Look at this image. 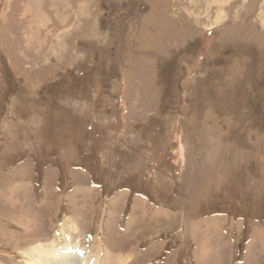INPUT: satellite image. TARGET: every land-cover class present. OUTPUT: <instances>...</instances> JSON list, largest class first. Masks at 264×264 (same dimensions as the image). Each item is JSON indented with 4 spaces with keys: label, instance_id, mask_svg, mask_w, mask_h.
<instances>
[{
    "label": "rangeland",
    "instance_id": "rangeland-1",
    "mask_svg": "<svg viewBox=\"0 0 264 264\" xmlns=\"http://www.w3.org/2000/svg\"><path fill=\"white\" fill-rule=\"evenodd\" d=\"M55 238L264 264V0H0V264Z\"/></svg>",
    "mask_w": 264,
    "mask_h": 264
},
{
    "label": "bare ground",
    "instance_id": "bare-ground-1",
    "mask_svg": "<svg viewBox=\"0 0 264 264\" xmlns=\"http://www.w3.org/2000/svg\"><path fill=\"white\" fill-rule=\"evenodd\" d=\"M34 1V0H32ZM32 3V2H31ZM36 3V2H35ZM38 13V12H37ZM36 15V13H33ZM40 17V15H39ZM35 19V18H34ZM36 20V19H35ZM34 20V21H35ZM30 37V36H29ZM80 190V189H79ZM77 191L78 193H81L82 191ZM76 193V194H78ZM74 196V195H73ZM73 198V197H72ZM76 198H78L76 196ZM74 200V199H73ZM76 200V199H75ZM74 200V207H75V212L78 213V212H81V216L83 215V210L84 209H79V204L78 200L77 202H75ZM88 202V201H87ZM78 205V206H77ZM86 204H85V200H84V203H83V207H85ZM142 206V205H141ZM43 210L45 209H48V207L44 206L42 207ZM41 208V209H42ZM54 208V207H53ZM143 208H144V205H143ZM157 208V207H155ZM162 208V207H161ZM161 208H158V209H154V208H151L149 211H151L152 215H151V218H157L158 215H163V214H167V217H173V215L171 213L168 212V210H163ZM55 209V208H54ZM141 217L143 219L147 218L148 214H146V212L144 213V209L141 210ZM48 213L52 214L51 211H49L48 209ZM50 214L48 215V219L50 220ZM87 214V213H86ZM150 217V216H148ZM164 217V216H163ZM165 218V217H164ZM149 219V218H148ZM173 219V218H171ZM175 220V219H174ZM52 221V220H50ZM145 221V220H143ZM149 222V221H148ZM191 222V221H190ZM23 223V222H22ZM258 231V230H257ZM260 231V230H259ZM258 231V232H259ZM153 232V231H152ZM155 232V231H154ZM193 232V231H192ZM40 236V235H39ZM60 235H57V237H59ZM98 239V236L96 235L95 237H93V240H97ZM59 239L55 238L53 239L52 241H49L48 243L44 242L41 243L40 241L36 242L35 245L33 246H30L29 248L23 250L25 253H27L26 255H28V260L27 262L24 261V264H80L79 262H82L86 256V253L83 254V252H81V250L77 247V246H74V245H70V244H65L62 248H57L55 245H56V242L58 241ZM262 240H263V237H262ZM262 240L260 242V244L262 243ZM158 241V240H157ZM157 244V243H156ZM199 245V244H198ZM263 245V244H261ZM48 246V247H47ZM151 248V247H150ZM131 250V249H130ZM27 251V252H26ZM250 251V250H249ZM23 252V253H24ZM82 253V255L79 253ZM131 252V251H130ZM22 253V254H23ZM111 258H113L115 256V254H112L111 252H107ZM128 253V252H126ZM129 254V253H128ZM142 254V253H141ZM121 255V254H120ZM129 257V256H128ZM134 257V256H133ZM127 259V256H120V257H116L115 259V262L116 260H119V261H125ZM136 259V258H135ZM204 258H202L201 260H203ZM128 260V259H127ZM19 261V260H18ZM198 261V260H197ZM207 262V261H206ZM83 264H89L87 262H83Z\"/></svg>",
    "mask_w": 264,
    "mask_h": 264
},
{
    "label": "crops",
    "instance_id": "crops-1",
    "mask_svg": "<svg viewBox=\"0 0 264 264\" xmlns=\"http://www.w3.org/2000/svg\"><path fill=\"white\" fill-rule=\"evenodd\" d=\"M58 230V229H57ZM55 228H53V233H54V231L56 232L57 231ZM57 233V232H56ZM55 234V233H54ZM54 234L52 235L53 236V238H54Z\"/></svg>",
    "mask_w": 264,
    "mask_h": 264
}]
</instances>
